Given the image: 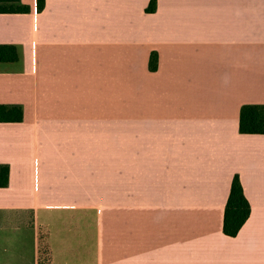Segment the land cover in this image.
<instances>
[{"label":"crops","instance_id":"crops-1","mask_svg":"<svg viewBox=\"0 0 264 264\" xmlns=\"http://www.w3.org/2000/svg\"><path fill=\"white\" fill-rule=\"evenodd\" d=\"M151 1L0 12V104L24 112L0 122V264H40L42 241L50 264H264V133L240 129L264 0ZM236 175L251 214L229 236Z\"/></svg>","mask_w":264,"mask_h":264},{"label":"trees","instance_id":"trees-1","mask_svg":"<svg viewBox=\"0 0 264 264\" xmlns=\"http://www.w3.org/2000/svg\"><path fill=\"white\" fill-rule=\"evenodd\" d=\"M21 0H0V12H28L29 6L14 5ZM43 1L38 0V10L43 9ZM12 3L7 5L4 3ZM156 0H152L147 11L156 9ZM19 58L18 49L13 45H0V62H12ZM158 55L151 56V67L156 69ZM23 108L18 105L0 104V122H20L23 120ZM240 129L243 133H264V105H245L240 117ZM10 168L0 165V187L9 184ZM251 214V205L245 196L243 185L238 175L233 179L231 191L225 209L224 232L229 236H236ZM48 246L42 241L40 248V264H50Z\"/></svg>","mask_w":264,"mask_h":264},{"label":"rangeland","instance_id":"rangeland-1","mask_svg":"<svg viewBox=\"0 0 264 264\" xmlns=\"http://www.w3.org/2000/svg\"><path fill=\"white\" fill-rule=\"evenodd\" d=\"M46 263H47V261L44 264H46Z\"/></svg>","mask_w":264,"mask_h":264}]
</instances>
